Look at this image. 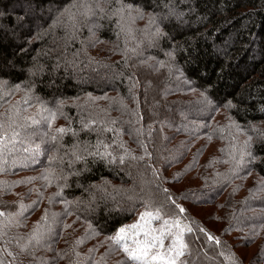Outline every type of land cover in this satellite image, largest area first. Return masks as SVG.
<instances>
[{"label": "trees", "instance_id": "obj_1", "mask_svg": "<svg viewBox=\"0 0 264 264\" xmlns=\"http://www.w3.org/2000/svg\"><path fill=\"white\" fill-rule=\"evenodd\" d=\"M134 10L145 14L141 18L148 22L144 28L155 44L140 53L136 47H141L144 30L133 36L135 16L141 14ZM126 15L128 22L124 21ZM126 23L131 26V39L136 38L130 49L120 46L129 37ZM95 28L98 39L90 35ZM100 41L116 49H101ZM171 69L183 82L175 91L171 89L172 77L159 81ZM197 93L204 98L195 97ZM197 101L206 104L200 107ZM163 102L166 106L161 111L148 108L149 103ZM115 103L121 107H114ZM41 104L57 112L48 130L50 136L59 128L70 131L56 143L41 144L38 162L23 151L27 143H18V151L0 160V212L15 215L21 204L25 206L4 238L10 242L0 241L4 264H29L25 256L38 258L52 252L57 254V264H82L81 257L86 254L92 261L99 253L95 235L112 236L145 210L149 200L156 206L163 204L162 216L167 213L191 228L185 233L188 247L182 264H237L236 260L252 264L230 253L224 241L209 240L208 232L192 224V217L179 213L163 183H168V177L174 178L171 183L179 181L175 177L182 175L181 162L191 151L196 152L184 166L187 174L221 169L224 162L218 153L215 160L211 156L202 160L210 143L203 141L198 146V142L205 137H211L212 142L218 139L228 153L249 149L248 164L241 172L234 169L220 176V189L228 195L225 202L213 206L224 209L233 194L235 201L241 202L239 210L246 211V217L254 216L247 218L249 222L255 221L254 227L264 230V193L254 200L258 190L244 187L252 173L264 179V131L251 134L256 142L249 148L238 143L232 129L253 133L264 123V0H0V118L11 115L10 109L18 106L16 121L23 123L27 111ZM102 104L115 115H105ZM192 107L214 112H184ZM166 110L172 113L168 115ZM221 110L228 113L224 122L230 120L231 127L229 121L212 125L213 114ZM218 128L225 133L216 135ZM230 131L236 145L228 143ZM31 139L33 145L40 143L39 136ZM98 143L101 151L103 145H109L107 151L112 156L89 155ZM57 147L58 152L48 151ZM125 149L127 156L121 163L119 157L125 155ZM73 152L81 159L76 160ZM49 156L63 157L55 169L64 178L47 187L41 180L26 183L42 175ZM60 186L61 195L55 196ZM36 190L43 194L38 204H34L39 199ZM206 193L201 194L199 203L210 204L220 195L217 190ZM209 194L214 199L207 201L204 197ZM34 195L36 199L30 203ZM53 196L55 200L49 203ZM86 208L94 213L89 215ZM45 210L49 224L44 227L49 232L42 246L22 252L17 242L27 244ZM53 213L57 214L55 222L51 221ZM80 240L84 242L77 244ZM259 240L262 250L264 241ZM260 250L257 263L264 264ZM87 258L85 264H89Z\"/></svg>", "mask_w": 264, "mask_h": 264}, {"label": "rangeland", "instance_id": "obj_2", "mask_svg": "<svg viewBox=\"0 0 264 264\" xmlns=\"http://www.w3.org/2000/svg\"><path fill=\"white\" fill-rule=\"evenodd\" d=\"M135 12H140L139 10H134ZM141 13V12H140ZM143 13L141 14H137L135 16V20H134V25L136 26V29L134 30L133 36L136 35V32H140V30H144L142 34V44L141 47L138 45L136 47V49L143 52V50L145 49V51H148L149 49H153L154 48V43L152 41L149 40L150 34H148L147 30L144 28V25L148 24V22H143L145 21L143 19L142 21V17H143ZM122 18V16H120ZM141 19V20H140ZM127 20V22L129 21L126 17L124 18V21ZM147 20H148V15H147ZM127 24V29H126V33L128 34V38L127 40L120 46H122L121 48H126V49H130V47H132L133 44V40H136V38L134 37V39H131L132 37V31H131V26L130 24ZM129 27V28H128ZM96 28L90 31V35L93 36V38L98 39L96 36V32H95ZM98 30V29H97ZM139 34H137L138 36ZM120 34L117 36L119 37ZM140 36V35H139ZM124 40V39H123ZM119 42V41H118ZM99 47H101V49H106L105 47H110V48H115V45L110 44L108 42H103L100 41V43L98 44ZM136 45V43H134V46ZM119 47V46H118ZM144 47V48H143ZM141 49V50H140ZM110 58V57H108ZM160 62H158L156 65H158ZM175 71V70H174ZM154 77V75H152ZM167 76H170L174 79V83L172 82L171 84H174L171 86V89H173L172 91H175L176 88L178 89L180 86H183V82H182V78L177 75H175V73L173 74V70L171 69L170 71L168 70L167 75L166 76H161L162 78H159L160 80H164L167 78ZM156 77V76H155ZM156 86H158V84H156ZM161 88H164V86H162ZM156 88H154L155 90ZM170 87H167V91L171 90ZM195 97H197L198 99H203L204 96L200 95V93L194 94ZM165 102L162 103V105L157 104L155 105L154 103H149L148 104V108L150 110H155L157 111H161V107L166 106L164 105ZM196 103V102H195ZM200 107L203 106V104L205 105V101H197L196 105H199ZM113 105V104H112ZM209 105V103H208ZM39 105H37L34 108H31V112L27 111V116H33L35 115V113H37V109H38ZM114 107H121V105L119 104L117 106V103H115ZM90 111L92 113L93 116H97V112L93 110L92 107H89ZM116 108V109H117ZM101 109L103 110V113L107 116H114L115 114L112 113L114 111H111V109L105 105L102 104ZM191 109V108H190ZM186 110L184 111L187 114H191L193 112H195L196 114L199 115H205L207 113H213L214 111L210 110V108H208V110H203L201 108H195L192 107V110ZM206 111V112H205ZM218 112V110L216 111ZM216 112L213 114L212 116V120H213V126L214 125H218V124H225L228 121L230 122V120L224 122L228 117V113L226 112V110H221L219 111L218 114H216ZM166 113L169 115L170 113H172V110H166ZM216 114V115H215ZM209 115V114H208ZM162 117V116H161ZM215 120V121H214ZM210 122V121H209ZM224 122V123H221ZM231 122L230 125H228V127H231ZM170 127H174L172 125H170ZM227 127V126H226ZM232 129L236 132L237 135V139H238V143H241V145H245L247 144V147H251L250 143L253 142L254 138H251V140L249 141V136H251V134L254 135H258L260 134L259 130H263L264 131V123L261 127L256 126L254 129L256 131L252 132H248V131H244L242 129H240V131H237V128L232 127ZM223 130V131H221ZM168 132H171V130H168ZM225 133V129H220L218 128L215 131L216 135H222ZM232 137V131H230V133L228 134V143H230V145H236L233 141V137ZM258 137V136H256ZM236 139V138H235ZM177 140V139H176ZM175 140V141H176ZM218 139L214 138V142H212L211 140H209V138L205 137L204 140L199 141L198 146H200V144H202V142L204 141V143H206L207 141L210 143V145H208V149L205 152V155L203 156L202 160L206 159V158H210V156L212 157L213 160H215L217 153L219 154V156H221V160L222 161H228V163H224L222 165V167H220L221 169L218 170H214V169H210V170H204L202 169L201 171H196V170H192L191 172H189L187 174V172L185 171L186 168L184 167L186 165V163L188 164V161L190 160V158L194 155V152L196 151H191V153L189 154L188 158L183 160L181 163V167H180V171L182 172V175H177L176 180L178 181L177 183H171L170 182V178L172 177H168V183L165 184L163 183L164 187H166V189L168 190L166 193L168 198H172L173 201L179 206V207H183L185 209V216L187 217H192V224L195 226H200V229L204 230V232H208V235H211L212 237H214L215 241H224V245L226 247V249H228V251L230 253H235L242 261H246V263H252V264H258L257 263V259H256V254L258 253V251L262 248V245L260 247V239L263 238L264 241V230H260L256 227H254L253 224H255V221L253 222H249L248 219H251L254 216H248L246 217V211H242L241 209L239 210V208H241L240 203L241 202H236L233 194L230 198V200L226 203V205L224 206V209H220L217 207H215L219 202H225L228 193H224L223 191H221L220 187H221V181L220 180V176L221 175H226L228 174L229 171L234 170V169H238L239 172L242 171V169H244L247 166V162H246V158L248 157V155L244 156L243 159V163L241 164H237L235 160L231 159V156L229 155L228 151H221L226 150L224 145H222L217 141ZM173 141V142H175ZM256 141H254L253 143H255ZM243 143V144H242ZM221 149V150H220ZM245 151V150H244ZM249 149L246 150L245 152L248 153ZM232 153V152H231ZM213 154V155H212ZM235 156L237 158V160L240 158L241 153H235ZM224 157V158H222ZM224 159V160H223ZM207 161V160H206ZM163 165V163H162ZM189 165V164H188ZM171 172V171H169ZM168 172V173H169ZM195 172H198L199 174L195 175ZM208 173H210V176L207 175ZM203 176H202V175ZM166 179V177H164ZM174 179V178H172ZM244 187L247 188H254L257 189L258 191L255 192V196L256 197H252L254 200L258 199V194L259 196L262 195L264 193L263 190H261V187H264V179L262 177H260L258 174L256 173H252L250 174V176H248L247 181L244 184ZM214 190H217L218 193H220V195L217 197V194L215 196V199L213 198V196L210 194L206 197H204L205 200L210 201L213 200L212 203L209 204V202L205 203H199L201 201V194L204 195V192L207 193H212L214 192ZM232 191V189H230ZM193 191V192H192ZM206 193V194H207ZM215 195V193L213 194ZM231 195V194H230ZM244 195V190L241 194V196ZM217 197V198H216ZM213 198V199H212ZM36 199V195H34L33 200L30 202H34ZM252 203L254 204V201L251 199ZM215 202V203H214ZM213 204H216L215 206H213ZM179 209V208H178ZM91 208H86V213H89V215H92L94 212L93 210L91 211ZM145 210L141 211L138 215H136V217L127 225L125 226H130L134 223L137 222L138 217L140 216L141 213H143ZM258 214V213H257ZM32 215V213L28 214L27 216ZM33 217H37V214H35ZM163 219H175V217L173 216H167L164 215L162 216ZM248 218V219H247ZM180 221V220H179ZM182 226H185L186 228H188L187 224H185L184 222H181ZM199 224V225H198ZM161 225V221H155L153 223L154 227H160ZM192 225V226H193ZM254 231V232H253ZM115 235V233L113 234ZM96 240H95V244L98 247V251L99 253L96 252V257L90 261L87 260V262L89 264H122V261L125 260V256L122 252L116 251L114 248L111 247V242L108 241V237L109 236H105L104 234H100L99 235H95ZM196 238V237H195ZM21 242V241H20ZM99 243V246H98ZM170 244V239L169 240H165V245L166 247ZM76 251V250H75ZM41 255V254H40ZM46 256L48 257H52V260L46 256L41 255L40 257L37 258L36 256H32V255H27L25 256V260L28 261L29 264H57L56 259H57V254L52 252V253H45ZM260 255L261 260L264 259V248L262 250H260ZM88 256H90L88 254ZM34 258L37 260V262L35 263ZM87 258V254L86 255H82L81 259H82V264H85ZM231 259L234 263L237 262V264H239V260L236 262L233 260L232 257L228 258ZM184 261V256L180 257L178 259V264H182ZM60 264H65V263H60Z\"/></svg>", "mask_w": 264, "mask_h": 264}, {"label": "snow or ice", "instance_id": "obj_3", "mask_svg": "<svg viewBox=\"0 0 264 264\" xmlns=\"http://www.w3.org/2000/svg\"><path fill=\"white\" fill-rule=\"evenodd\" d=\"M25 104H28V100L25 99ZM27 109H25L26 111ZM11 115L4 118H0V160L13 151H18L17 144L28 146L23 147V151L29 154V157L34 161L38 162V157L43 153L41 149V144H53L58 142V139L70 129L59 128L57 134L49 135V129H51L52 124L57 118V112L46 108L44 105H39L37 113L33 116L22 117L23 123H17L16 118L20 116V109L18 106L10 109ZM115 123V121H113ZM43 126H46L43 127ZM88 127V125H85ZM32 128L33 131H28ZM109 131L111 129H108ZM223 131V130H221ZM239 132L240 129L237 128ZM39 136L40 143L32 144V137ZM211 139V137H209ZM251 136H249V141ZM247 146V144H246ZM95 152H89V155L99 156L101 159L108 158L112 156L111 152L107 151L109 145H103L104 151L100 150V143L96 146ZM120 148H124L123 144H119ZM57 148H49V152H58ZM227 151V150H221ZM72 155L75 156L76 160L81 159V156L77 152H73ZM232 160H235L237 164L243 163L245 155H251V153H246L244 150L241 151L240 158L237 160L234 153H229ZM127 156V150L125 149V155L119 157L120 162L123 163ZM136 159V157H132ZM213 161L212 163H215ZM228 163V161H223ZM63 157L61 156L57 159L56 156H49L48 167L44 169L41 176L32 178L26 183H31L33 180L45 181V186H50L57 180L64 178L56 174L55 165L62 164ZM211 166V163L209 164ZM62 187L60 186V191H58L55 196H60L62 192ZM37 191L39 199L34 202L38 204L43 199V194ZM55 196L49 197V203L55 200ZM170 199V198H168ZM174 203V202H173ZM21 211L13 214H6L0 212V241L8 243L10 241L4 240L8 235V229L12 228L16 223V217L23 214L25 206L21 204ZM179 213H184L185 209L179 207ZM163 204L156 206L151 200L145 202V211L140 214L136 223L130 226H121L116 230L115 235L109 236L107 239L111 242V247L116 251L122 252L125 256V260L122 264H178V259L185 255L186 249L188 247L185 242V233H190L192 230L190 227L186 228L182 226L178 219H163ZM169 215V214H165ZM57 214L53 213L51 215V221L55 222ZM155 221H161L160 227H154L153 223ZM49 224V213L45 210L44 215L41 217V221L34 226L33 233L28 238L27 244H19L20 250L22 252L27 251L30 247L42 246V242L45 239L46 234L49 229H46L44 225ZM65 227H70L66 225ZM91 227V226H89ZM203 231V230H201ZM15 239V238H13ZM170 239V244L166 247L165 240ZM209 240H214L215 238L208 235ZM84 241H77V244H82ZM217 244L218 240L215 241ZM94 251L93 249L89 250ZM11 255V253H9ZM78 255V254H77ZM87 259H91L88 257ZM0 264H4V261L0 260Z\"/></svg>", "mask_w": 264, "mask_h": 264}]
</instances>
